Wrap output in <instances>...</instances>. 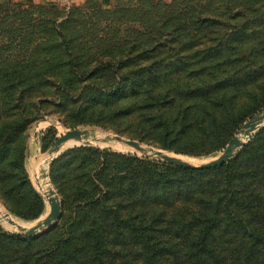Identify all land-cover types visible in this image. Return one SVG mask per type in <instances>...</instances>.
Returning <instances> with one entry per match:
<instances>
[{"label":"rangeland","instance_id":"1","mask_svg":"<svg viewBox=\"0 0 264 264\" xmlns=\"http://www.w3.org/2000/svg\"><path fill=\"white\" fill-rule=\"evenodd\" d=\"M58 31L66 35L73 58L65 55L64 42L54 35ZM106 63L115 68H98ZM243 68L256 70L258 80L237 92H215L208 102L201 96L202 103L193 107L191 90L221 84ZM133 80L137 95L126 88ZM220 95L226 97L222 104L227 97L233 103L228 113L232 132L222 138L212 128L211 114ZM263 105L264 0H0V131L4 125L16 127L9 132V155L0 154L1 160L7 157L0 170H24L43 202L42 212L27 219L0 198V226L19 233L6 217L25 227L44 220L52 209L45 195L51 185L62 202L61 217L29 236H43L51 244L61 231L62 215L72 213L52 180L51 167L71 149L92 146L160 160L118 141L77 139L50 160L56 140L72 130L119 135L201 164L217 158ZM149 119L193 134L166 136ZM226 139L230 141L223 146ZM18 157L24 158L23 168L12 165ZM45 172L48 176L38 181ZM28 207L22 209L26 214L39 210L35 202Z\"/></svg>","mask_w":264,"mask_h":264},{"label":"trees","instance_id":"2","mask_svg":"<svg viewBox=\"0 0 264 264\" xmlns=\"http://www.w3.org/2000/svg\"><path fill=\"white\" fill-rule=\"evenodd\" d=\"M54 35L73 58L66 35ZM103 67L115 68L109 63L98 68ZM245 70L221 84L191 90L193 107L202 103L201 96L208 102L215 92H237L258 80L256 70ZM137 85L133 80L126 88ZM224 99L220 95L211 113L218 138L232 132L233 103L227 97L222 104ZM151 125L174 138L192 132L165 122ZM9 127L0 131L5 156L11 151L9 132L16 128ZM23 159L12 165L23 168ZM51 177L72 213L62 215L61 231L50 245L43 236L9 233L0 226V264H264V129L221 167L193 170L80 146L53 162ZM0 184V198L12 212L27 219L42 212V199L24 170L1 169ZM32 202L39 210L24 213V205L31 210Z\"/></svg>","mask_w":264,"mask_h":264},{"label":"water","instance_id":"3","mask_svg":"<svg viewBox=\"0 0 264 264\" xmlns=\"http://www.w3.org/2000/svg\"><path fill=\"white\" fill-rule=\"evenodd\" d=\"M261 127H264V109L244 124L242 131L234 137L231 143L217 158L203 162L201 164H193L179 157L170 156L164 153L162 150H158L154 148L148 149L145 146H143L139 141L133 139L125 138L119 135H112V134H106L100 137L89 130H80V129L72 130L59 137L56 140L54 146L49 151V158L50 160H52L55 156H57L60 153L63 145L66 144L71 139H77L83 141L91 140L103 144L108 143L110 141H118L142 153L147 154L148 152H151L152 155H155L158 159L170 165L183 167L187 169H193V170L210 169V168L221 167L224 164L229 163L238 154L240 149L245 145L244 141L246 139H249V137ZM44 175L41 176V178L38 181L48 176L46 172ZM48 183L50 184V181H48ZM45 195L49 199L52 209L44 220L38 222L34 226L25 227L19 224L17 221L6 217L9 223L15 225L18 228L19 233H22L25 236H34L39 231L51 227L56 221L60 219L63 206L57 191L54 189L53 186L50 185V188L48 189V192Z\"/></svg>","mask_w":264,"mask_h":264},{"label":"crops","instance_id":"4","mask_svg":"<svg viewBox=\"0 0 264 264\" xmlns=\"http://www.w3.org/2000/svg\"><path fill=\"white\" fill-rule=\"evenodd\" d=\"M33 1H42V2H57V1H60L61 2V1H72V0H33Z\"/></svg>","mask_w":264,"mask_h":264},{"label":"bare ground","instance_id":"5","mask_svg":"<svg viewBox=\"0 0 264 264\" xmlns=\"http://www.w3.org/2000/svg\"><path fill=\"white\" fill-rule=\"evenodd\" d=\"M73 142V141H72ZM44 187V186H43ZM49 187V186H48ZM46 188V187H45Z\"/></svg>","mask_w":264,"mask_h":264}]
</instances>
